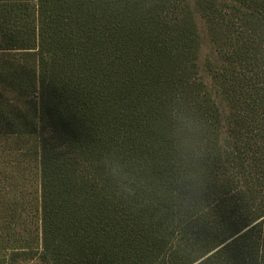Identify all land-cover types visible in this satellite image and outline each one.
Returning <instances> with one entry per match:
<instances>
[{
    "label": "trees",
    "instance_id": "obj_1",
    "mask_svg": "<svg viewBox=\"0 0 264 264\" xmlns=\"http://www.w3.org/2000/svg\"><path fill=\"white\" fill-rule=\"evenodd\" d=\"M0 141V264H264V0H0Z\"/></svg>",
    "mask_w": 264,
    "mask_h": 264
},
{
    "label": "rangeland",
    "instance_id": "obj_2",
    "mask_svg": "<svg viewBox=\"0 0 264 264\" xmlns=\"http://www.w3.org/2000/svg\"><path fill=\"white\" fill-rule=\"evenodd\" d=\"M197 23H198L199 34H200V39H201V50H200V55H199V63L201 65V67H203V69H204L206 67L208 61L210 60V58L213 57V52H212L211 44H210L208 37H207V34H206L204 22L200 18H198ZM5 147H7V146L0 141V166H2V162H3L4 156L6 154L5 152H6L7 148H5ZM22 147H23V145L20 146L21 149H22ZM31 174H32V178L29 181L30 187L28 186L27 189L31 194H34V197H35L36 196V189H37V179L35 176V170L33 168V165L31 167ZM4 188H5L4 182H3V184H1V182H0V197H2L6 192V190Z\"/></svg>",
    "mask_w": 264,
    "mask_h": 264
},
{
    "label": "clouds",
    "instance_id": "obj_3",
    "mask_svg": "<svg viewBox=\"0 0 264 264\" xmlns=\"http://www.w3.org/2000/svg\"><path fill=\"white\" fill-rule=\"evenodd\" d=\"M108 169L111 175L118 181H122L124 179L122 166L118 162H109Z\"/></svg>",
    "mask_w": 264,
    "mask_h": 264
}]
</instances>
